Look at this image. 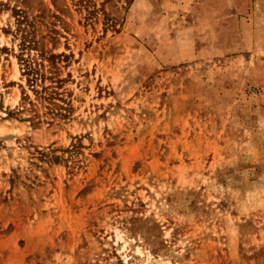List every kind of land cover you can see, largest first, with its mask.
I'll return each instance as SVG.
<instances>
[{"label":"rangeland","instance_id":"obj_1","mask_svg":"<svg viewBox=\"0 0 264 264\" xmlns=\"http://www.w3.org/2000/svg\"><path fill=\"white\" fill-rule=\"evenodd\" d=\"M0 264H264V0H0Z\"/></svg>","mask_w":264,"mask_h":264},{"label":"trees","instance_id":"obj_2","mask_svg":"<svg viewBox=\"0 0 264 264\" xmlns=\"http://www.w3.org/2000/svg\"><path fill=\"white\" fill-rule=\"evenodd\" d=\"M26 21L24 16L18 18L19 24ZM65 57L63 54H55L52 50L40 46L34 39H27L26 34L19 43L17 59L21 77L34 96L46 102L47 113L53 116L62 115L58 110L62 107L55 100L59 97L57 88L64 82V79L60 78L59 63ZM46 81L48 84H45ZM20 87L24 94V87L22 85Z\"/></svg>","mask_w":264,"mask_h":264}]
</instances>
